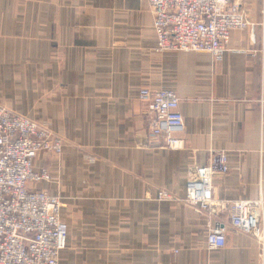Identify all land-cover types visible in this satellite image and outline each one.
<instances>
[{
	"label": "crops",
	"instance_id": "obj_1",
	"mask_svg": "<svg viewBox=\"0 0 264 264\" xmlns=\"http://www.w3.org/2000/svg\"><path fill=\"white\" fill-rule=\"evenodd\" d=\"M245 12L253 27L215 60L156 52L147 0H0V104L66 141L36 159L55 178L37 188L64 204L59 264H264L257 239L232 229L209 250L207 217L182 201L190 166L219 151L230 170L215 197L264 201V0ZM143 88L179 97L185 148L152 143Z\"/></svg>",
	"mask_w": 264,
	"mask_h": 264
},
{
	"label": "built area",
	"instance_id": "obj_2",
	"mask_svg": "<svg viewBox=\"0 0 264 264\" xmlns=\"http://www.w3.org/2000/svg\"><path fill=\"white\" fill-rule=\"evenodd\" d=\"M147 1L158 53L206 52L219 60L228 51L232 33L254 25L245 12L250 0ZM139 97L152 116V143L170 150L185 148L180 137L185 130L184 117L176 93L143 88ZM65 143L49 125L0 104V264H59L68 240V224L62 218L64 204L59 196L37 188L55 178L49 170L37 169L36 159L42 153L60 158ZM229 170L225 151L213 152L205 165L190 166L182 201L207 217L209 250L224 248L230 229L249 234L264 248V201L215 197V179ZM157 198L175 199L163 190ZM224 214L229 215L228 224L220 221Z\"/></svg>",
	"mask_w": 264,
	"mask_h": 264
},
{
	"label": "rangeland",
	"instance_id": "obj_3",
	"mask_svg": "<svg viewBox=\"0 0 264 264\" xmlns=\"http://www.w3.org/2000/svg\"><path fill=\"white\" fill-rule=\"evenodd\" d=\"M150 7V6H149ZM151 11V10H150ZM152 14V13H151ZM36 121V120H35ZM37 122H39V123H42V124H47V125H49V127L51 126L50 125V123H48L47 121H37ZM51 128V127H50ZM52 130V129H51ZM53 131V130H52ZM65 140V139H64ZM66 142V141H65ZM49 156V155H48ZM51 157V156H50Z\"/></svg>",
	"mask_w": 264,
	"mask_h": 264
}]
</instances>
